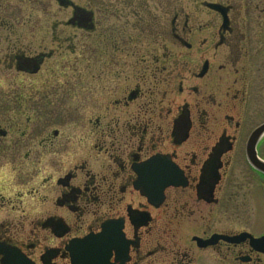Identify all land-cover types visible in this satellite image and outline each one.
<instances>
[{"label":"flooded vegetation","instance_id":"flooded-vegetation-1","mask_svg":"<svg viewBox=\"0 0 264 264\" xmlns=\"http://www.w3.org/2000/svg\"><path fill=\"white\" fill-rule=\"evenodd\" d=\"M261 126L264 0H0V264H264Z\"/></svg>","mask_w":264,"mask_h":264},{"label":"water","instance_id":"water-1","mask_svg":"<svg viewBox=\"0 0 264 264\" xmlns=\"http://www.w3.org/2000/svg\"><path fill=\"white\" fill-rule=\"evenodd\" d=\"M262 133H264V126H261L260 128H258V129L254 132V134L256 135V138H257L258 136H260ZM252 164H253L255 167H257L261 172L264 173V164L261 163V162L258 160L257 156H255V158L253 159ZM256 242H257V245H260V244H261V245H264V237L259 238L258 240H256Z\"/></svg>","mask_w":264,"mask_h":264},{"label":"rangeland","instance_id":"rangeland-1","mask_svg":"<svg viewBox=\"0 0 264 264\" xmlns=\"http://www.w3.org/2000/svg\"><path fill=\"white\" fill-rule=\"evenodd\" d=\"M78 2H83V4H86V1L87 0H77ZM151 7L153 8L154 6L151 5ZM91 56V55H88V57ZM260 225H261V229H264V220H261L260 221Z\"/></svg>","mask_w":264,"mask_h":264}]
</instances>
